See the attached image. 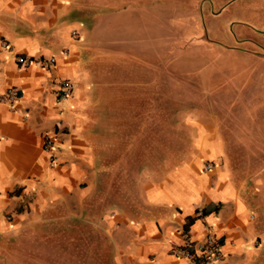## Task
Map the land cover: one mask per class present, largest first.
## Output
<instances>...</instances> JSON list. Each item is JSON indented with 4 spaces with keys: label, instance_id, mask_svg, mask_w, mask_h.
<instances>
[{
    "label": "crops",
    "instance_id": "obj_1",
    "mask_svg": "<svg viewBox=\"0 0 264 264\" xmlns=\"http://www.w3.org/2000/svg\"><path fill=\"white\" fill-rule=\"evenodd\" d=\"M146 1L128 7L137 5L140 13ZM94 6L82 0H0V97L11 88L19 94L13 104L0 103V251L18 232H99L113 264H187L171 254L172 246L211 237L223 253L212 264H264V167L253 171L230 163L227 141L240 136L227 124L217 129L191 123L192 151L185 162L141 170L134 195L126 199L115 203L100 196L102 166L83 115L89 75L82 52L98 27L83 11ZM17 56L34 63L21 66ZM50 58L55 64L46 69L41 63ZM62 80L73 85L67 99H59ZM45 136L53 140L54 167L43 150Z\"/></svg>",
    "mask_w": 264,
    "mask_h": 264
},
{
    "label": "rangeland",
    "instance_id": "obj_2",
    "mask_svg": "<svg viewBox=\"0 0 264 264\" xmlns=\"http://www.w3.org/2000/svg\"><path fill=\"white\" fill-rule=\"evenodd\" d=\"M82 1L98 8L83 11L98 27L82 53L100 196L116 203L141 170L185 162L196 122L237 131L231 164L264 167L254 138H264V0H147L140 13L128 5L143 0ZM2 244L0 264H113L99 232H18Z\"/></svg>",
    "mask_w": 264,
    "mask_h": 264
},
{
    "label": "built area",
    "instance_id": "obj_3",
    "mask_svg": "<svg viewBox=\"0 0 264 264\" xmlns=\"http://www.w3.org/2000/svg\"><path fill=\"white\" fill-rule=\"evenodd\" d=\"M75 34V33H74ZM6 47V44L3 43ZM66 54V52H65ZM16 61L18 64L24 67H29L33 60L28 59L24 56H17ZM46 69H50L55 64V59L50 58L47 62L41 63ZM60 94L59 99H67L72 92V83L69 80H62L59 83ZM19 99V94L15 89H9L6 94L0 97V103L13 104ZM53 147V140L50 136H45L43 150L50 153ZM50 166L54 167V158L51 155ZM212 166L208 164L205 170H210ZM199 214L202 215V211L199 210ZM171 254L177 258H182L186 260L187 264H212L219 262L222 257V246L214 238L207 237L203 241L198 243H193L190 239H185L182 243L174 244L171 248Z\"/></svg>",
    "mask_w": 264,
    "mask_h": 264
},
{
    "label": "trees",
    "instance_id": "obj_4",
    "mask_svg": "<svg viewBox=\"0 0 264 264\" xmlns=\"http://www.w3.org/2000/svg\"><path fill=\"white\" fill-rule=\"evenodd\" d=\"M202 214L204 215V214H205V211H204V212H202Z\"/></svg>",
    "mask_w": 264,
    "mask_h": 264
}]
</instances>
